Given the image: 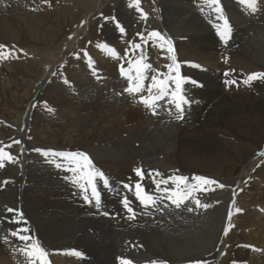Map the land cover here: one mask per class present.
I'll return each instance as SVG.
<instances>
[{
    "label": "bare ground",
    "instance_id": "6f19581e",
    "mask_svg": "<svg viewBox=\"0 0 264 264\" xmlns=\"http://www.w3.org/2000/svg\"><path fill=\"white\" fill-rule=\"evenodd\" d=\"M98 1L100 12H96ZM257 1L258 11H255L254 16L258 15V20L245 16L237 7L225 8L231 17L232 25L230 39L227 42L230 44L227 47V43L221 41L217 31L213 30L215 27L211 28L213 23L208 26L204 22L205 16L206 19L211 20L213 14L209 11L205 14L202 10L204 14L200 15L202 3L197 7L191 0H140L143 12L147 13V18L142 19V24L144 21L147 23L143 33L146 35L156 28L162 33L169 15L177 16L178 23L184 26L172 43L177 60L182 64V75L190 80L195 73L200 74L205 82L212 83L207 87L208 89H195L196 84L188 88L187 96L190 97L191 102L185 106L183 119L177 120L173 118L175 112L170 114L166 108L167 115L153 117L146 113L147 108L142 103L134 106V103L129 102L128 94L123 91L127 83L124 84L117 77L116 68L123 59H126L125 63H127L129 58H137V55L131 56V50L130 56L125 57V49H129L128 41H139L133 38V35L128 39L125 34L118 32L113 21L104 18L113 14L115 5L125 7L129 4V0H47V3L42 0H0V44L2 45L14 43L21 46L26 43L29 49L35 48L38 51L48 46L52 48L55 39L50 36L56 33L54 37H57L62 23L67 27L72 26L76 21L82 24L89 16L87 23H90V28L81 39H85L90 34L97 47L107 45L118 53V57L113 58L106 48L98 47L99 58L98 62L94 60L95 69L90 73L92 77H85L88 83L86 79L81 83L79 79L81 77L72 73V77H78L75 83L82 86L77 87L81 90L76 89L73 90L74 92L59 89L53 83L54 78L50 76H47L38 88L21 87L22 83L28 80L27 77H15L6 81V85H2L0 89L2 90L0 110H3L2 104H8L9 99L12 100L13 105L21 104L22 109L15 119L14 124L17 125V129L13 126L11 131L5 126H0V141L9 143L20 139L21 144L35 149L48 148L47 146H57L62 149V146L73 145H79L81 148L91 143L89 146L98 157L99 154L104 155L101 161L104 168L118 176L122 173H130L129 168L136 167H130V164H139V161L145 174L150 170H158L165 177L174 173L189 178L193 175L203 176L200 173L204 172H214L223 176L229 173L235 176L238 174L237 177L228 179L223 189L216 188L207 193H197L202 203H218L212 209L208 207L207 214L191 203L180 208L169 203L163 208L166 212L152 220L147 218L145 221L134 223L122 219L115 226L113 222L117 219L110 220L103 217L99 210L98 212L85 207L79 198H71L66 189H62L63 191L52 189L46 192L34 187L33 192L40 193L35 196L37 201L46 206L59 207L70 214L69 217L57 214V217H49V219L32 213L33 219L38 217L35 218L37 231L39 233L44 231L49 237L48 241L45 238L41 241H45L42 244L51 246L45 248L49 253L50 264H117L118 257L128 258L133 264H150L151 261H165L166 264H192L194 261H203L206 264H213L210 259L212 249L218 244L223 245L226 237L231 239L233 248H239L234 244L235 242L242 241L247 244H239L242 248L246 246V253H243L247 259L246 264H264V155L261 159L257 158L264 142V79H256L250 85L242 83L248 74L264 72V20H262L264 17L261 16L264 0ZM48 15L51 17H47ZM55 21L57 23L54 24ZM46 36H49L50 40ZM62 43V40L57 43V50H60ZM16 53L15 59L18 63L36 75L42 65V58L38 57L35 60L29 58L24 63L20 53ZM147 56V62L154 69L166 71L163 66L170 61L162 57L158 48L152 51L147 48ZM225 70H234L228 79L238 81L237 84L231 85L229 90L221 88L226 86L224 83L226 78L223 75ZM152 74L150 70L149 78ZM23 75L25 74L21 76ZM107 80L110 85H106ZM42 87V91H38ZM108 88L111 90L109 91ZM119 92L122 93L121 97H118ZM19 96H23L26 100H20ZM41 97H45L53 104V107L49 108L52 111L36 113L34 106ZM27 100L30 106L25 127L20 135L18 128ZM31 110H34L32 115ZM12 116L13 114L10 115ZM0 118L7 120L1 115ZM13 147L18 162L6 164L8 169L4 170L5 174L9 172V176L13 173L19 175L16 184L27 186L28 184L23 182L24 175L20 176L25 170L21 164L22 159L19 158L20 148L17 145ZM112 153L117 154L111 155ZM117 156L122 158L119 159ZM248 166L253 172L249 179H245L242 173ZM29 170L32 172L31 167ZM211 179L221 183L215 177ZM1 182L2 179H0V187ZM237 182H243L246 198L251 204L256 205L258 212L254 211L255 219L251 222L250 214L253 213V209L247 206L244 211L241 210L237 218L243 216L247 218L248 221L243 224L247 229L244 230L243 226L240 229L239 224L233 226L225 236L223 229L227 222L229 206L232 204L231 197L235 192L234 184ZM44 185L46 184L43 182L40 186L44 188ZM49 185L53 186V184ZM151 187L154 189L153 186ZM119 189L121 192L122 187ZM7 199H0V221L4 220L3 216L6 214L4 207L11 204L9 200L6 203ZM109 204H112V200H104L103 206L106 211ZM188 207L194 210L188 211ZM41 214L46 216L45 213L41 212ZM84 225L99 229L101 234L100 238L95 237L98 241L94 240L100 244L98 249L92 250L94 254L88 256L87 260L82 256L67 254L68 250L72 251L75 248L71 241L82 240L83 242H75V244H82L83 247L87 242H91V238L86 236L88 234L74 238V234L80 232ZM3 236L0 234V237ZM15 244H19L18 248L23 247L22 242L14 237L9 236L7 242L0 238V264L26 262L25 257L17 251L18 248H13ZM68 245L73 247L66 250L65 246ZM108 257L115 259V262L108 260ZM223 259L220 264H226V260Z\"/></svg>",
    "mask_w": 264,
    "mask_h": 264
},
{
    "label": "rangeland",
    "instance_id": "374dc122",
    "mask_svg": "<svg viewBox=\"0 0 264 264\" xmlns=\"http://www.w3.org/2000/svg\"><path fill=\"white\" fill-rule=\"evenodd\" d=\"M192 1L193 0H191V2ZM193 2H192L193 5H195L197 7H199V5H198L199 3H202V5H203L202 8L201 9L197 8V9H200V15H203L204 13L208 14V13H206L208 11L211 14H213L212 15L213 18L211 20L210 19H206V16H205L204 17L205 21L203 20V18H201L199 16L204 22L207 23L208 26H211V23H213V25H212L213 27H211V28H214L215 27L214 25H220V23L221 24L223 23V21L219 19V13L215 12L213 10V8H210V7L206 6L204 4L203 0H194ZM257 3H258V1H257ZM219 6L222 9L224 17L227 18L230 26H232L231 25V17L228 14V11H227V9H229V8H234L235 9L237 7L240 12H244L245 16L250 17L251 19L252 18H254L256 20L259 19L258 15L254 16V13H256V12H250L247 9L246 6H244V5H242L240 3V0H219ZM257 6H258V4H257ZM115 8L116 9L113 11V14H111V15H109L107 17L111 21H113V23H115L114 24L115 27H116V21H118L119 24L122 25L125 28V32L126 33H124V34H125V36L128 39H130V37L133 35V38H135V39H137L139 41V39H138L136 34L140 33V32L143 33V30L147 27V23L144 21V24H142L143 20L139 17V14L134 10V8H128V4L125 7H118L117 5H115ZM225 8H227V9H225ZM261 8L263 9V14L261 16L264 17V8L263 7H261ZM202 9L205 11L204 13H202ZM257 9H258V7H257ZM100 11H101V7L99 6V1H98L97 5H96V12H100ZM50 15H48L47 17H51ZM113 17L115 18V20L111 19ZM178 19L179 18L177 16H173L172 17V15H169V17L167 18L165 29L162 32V34H164L167 38H170L172 40V42H173L174 37L179 36L178 33H179L180 29L184 26L183 24L178 23ZM213 20H214V22H213ZM262 20H264V18H262ZM87 21H89V16L86 17V22H83L82 24L79 21H76L75 24H73L70 27L69 26L67 27V26L64 25V23H62L61 27H59V29H58L57 37L56 38L54 37V35L56 33L53 34L52 36H50V37L55 39L54 45L51 46L52 48H50V46H48L46 49H43L41 51H38L35 48H33V50L29 49V47L27 46L26 43H23L21 46L18 45V44H14V43H6V45L8 46L9 49H12L13 46H15V52H19L20 53V58H21V60H24L23 61L24 63H26L29 60V58H34V60H35L38 57H40V58H42V61H41L42 65H41L40 70L38 71V73L35 75L33 71H28L22 65H20L15 58H9V59H6V60H0V89H1L2 85H6V81L13 80L15 77H23V78L27 77L28 78L26 83H22L21 87H26V88L28 87L29 88L30 86H35L36 88H38L41 85V82L47 76H50V78H54L53 83H55L56 86L59 89H64V90H67V91H71L72 90L71 92H74L73 90H76V89L77 90H81V89H78V88L82 87V86L81 85L78 86L75 83V80L78 77H72V73H75V74H77L78 76L81 77V78H79V79H81V83L84 81V79H86V81L88 83V79L87 78H88V76L92 77V75H90V73H91L92 69H95L94 68V65H95L94 60H96V62H98V58H99V49H98L97 45L94 44V41L92 40V36H90V34L88 33L89 35L85 39H81V36L85 35L88 32V28H90V23H87ZM55 23H57V21H55L54 24ZM155 30L158 31L159 29L156 28ZM213 30H216V27ZM118 32H119V29H118ZM48 37L46 36V38L50 40V38H48ZM61 40H62L63 43L61 44L60 50H57L56 45ZM134 42H137V41H134ZM229 44L230 43H227V47L229 46ZM128 45H129V43H128ZM21 49L23 50V52H20ZM148 49L150 51H152V50L157 49V47H153L150 44L148 46ZM85 52L87 53V56H85V54H84ZM160 54H161V52H160ZM136 55H137V58H138L139 57V53H136ZM125 60L126 59H123V63H124V66L127 68L128 65H127V63H125ZM90 65H91V67H90ZM116 69H117L116 70V74H118L117 75L118 79L122 80L123 83L126 84L127 83L126 79L122 78L121 75H120L119 65H118V68H116ZM164 72H167V69ZM53 73H55V75ZM22 74H25V75L21 76ZM85 77H87V78H85ZM194 77H196V78H194ZM201 77L202 76L200 74H196L195 73L193 75L192 79L190 78V80H194L195 79L194 80V81H196L195 89H197V88L208 89L207 87H210L212 83L211 82H209V83L205 82L203 80V78H201ZM217 79H219V77ZM110 84L111 83H108V80H107L106 85H110ZM192 86H193V84L189 83V84L186 85V89L188 90V88L190 89V87H192ZM229 87H231V86H221L222 89H227V90L230 89ZM42 89H43V87L40 88L38 91H42ZM108 90L110 91L111 89L108 88ZM0 91H2V90H0ZM117 94H118V97L122 96V93L120 94V92L117 93ZM141 94L146 95L145 93H141ZM19 95H21V92L19 93ZM139 95L140 94H137L136 97H133L132 95L128 94L127 96L129 97V102L134 103V106L140 105L141 103L138 100V96ZM16 98H18V96H16ZM19 99L23 100L24 97L23 96H19ZM25 100L26 99H24V101ZM11 101L12 100L9 99L8 100V104H6V105L2 104V106H4V107H1V109H3V110H0V115L3 116L4 118H6L8 121L7 120H3L2 118H0V126H3V127L5 126L8 129H11V131H12L13 130V126H14L15 129H17V125H15L14 123H15V119H16L17 115L19 114V111L22 109V106H21V104H14V105H16V106H14ZM17 102H20V101H17ZM29 106H30V103L27 100L26 103H25L24 111L22 113L20 126L18 128V132H19L20 135L22 134V131H23L24 127H25V123H26L25 120H26V116H27V113H28V110H29ZM51 107H53V104L48 99H46L45 97H41V99H39L35 103L34 109H35L36 113L42 114V112H44L45 110L49 111L48 109L51 108ZM163 108L164 107H162V108L157 110V111H159L158 112L159 116H158V114H156L157 116L154 115L148 109H147L146 113L147 114L149 113L150 116H153V117H160L161 115L162 116L167 115V114H165V113H167V110L165 111V108L164 109ZM33 113H34V110H31L30 114L32 115ZM11 114H13L12 117H10ZM30 121H31V117H30ZM28 130H27V133H28ZM29 138H30V136H29ZM17 140H20V139H17ZM12 141H14V140H12ZM12 141H10L9 143H5V144H10V143H12ZM14 145H17L20 148L21 152L19 153V158L22 159L21 164L23 165V167L25 169L23 171L25 174L21 172L20 176L24 175L23 182L25 184H28V185L27 186H23V185L19 186L18 184H16L17 177L19 175H16L15 173H13V175L9 176V172L6 175L5 171L8 168L5 166L3 168H0V176L2 177L0 179H2V181H3V182H1L0 196H3L2 198H5V199H7L6 197L9 198V199H7L6 203L9 200V203H11V204H10V206H8L5 203V205L7 207L16 208V209H19L20 211H22V213L24 215V218L27 221V226L29 227L31 232L33 230L32 234L35 233L34 236L37 239H39L41 244L43 242H45V241H43V242L41 241V240H43V238H45L48 241L49 237L44 233V231H42L43 233H39L37 231L36 225H35V222H36L35 218H38V217H35L33 219L32 215L36 214L37 216H39V215L43 216L42 218H44V217H48L49 218V217H57V214L61 215V216L63 215L64 217L65 216L69 217L70 214L67 213L66 210H64V209L62 210L59 207H50V206H46L44 204H41L39 201H37V197H35V196H37L40 193L37 192V194H36L35 192H33L34 190H32V188H34V187H39L42 191H46V190L49 191V190H52V189H58L60 191H63V190L66 189L65 191H68L67 193L70 195L71 198H76V197H77V199L79 198V200L81 202L83 201L82 204L85 207L92 208V209H94L96 211L99 210L103 217L108 218L110 220L111 219H115V220L117 219L116 221L113 222L114 226L116 224H118L122 219L125 220L126 222H131L132 221L134 223H136L137 221H138V223L141 222V221H145V219H147V218H148L147 220H152V218H156L157 216L162 215L163 212L165 213L166 211L165 210L163 211V208H166L164 205H169L168 201H164L163 204L158 205V207L160 209H162V211L149 208L146 211V213H145V210L135 200L134 195L132 193L127 192L120 185L121 181L130 182V183H133V184L136 182L138 177L134 176L135 175V173L133 171L134 168H129V170H131V172L133 171L132 174H131L130 171H129L130 173H122L119 176L116 175L115 173H112V172L110 173L108 170H106V167L104 168V166L102 165L101 161L104 159V157H103L104 155L99 154V157H98V154H96L90 148L89 145H91V143H89L87 146L85 145L84 146L85 148L84 147L79 148L80 147L79 145H73V146H70V147L62 146L63 147V148L61 147L62 149H60L57 146L56 147L47 146L48 148H45V147L36 148V149H45V150L50 149V150H55V151L58 150V151H65V152H68V150L69 151H73V152H83V151H85L83 153H86V150H87L86 154L91 159L92 164L94 166L96 165L95 168L98 169V170L100 169V171L103 172L104 175L109 178L110 183L112 184V188H113V191H109V190L103 188L102 182H100L99 186H100V191H101V194H102L101 195V207H100V209H97L94 202L93 203H86L83 198H80L82 196L80 188L78 187V185L73 183V180L75 179V177H74L73 173L71 172V170L69 169L68 162L66 160L65 161H61L59 158L53 157L51 155L46 158L40 152L34 151L35 148H29V146H25L24 144H14ZM56 145H58V144H56ZM8 150L10 152H12L13 154L15 152L14 147H12V148H10ZM32 151H34V152H32ZM89 153H90V155H89ZM116 154L117 153H115V154L112 153L111 155H116ZM111 155H109V156H111ZM263 155H264V142L262 143L261 151L257 155V158L260 157V159H261L263 157ZM96 158H97V160H96ZM121 158L122 157H120L119 159H121ZM34 161H36V162H34ZM253 161L255 162V159ZM253 161L251 162L252 164H253ZM139 162H140L139 164L136 163L135 165L134 164L133 165L130 164V167H132V166L138 167L139 166L140 168H143L142 165H141V161H139ZM57 163H62L63 166L62 167H57L56 166ZM95 163H97V164L99 163V164L97 165ZM6 164H8V163H6ZM27 167H28V169H27ZM30 167L32 169V172L29 170ZM36 169H38V170H36ZM252 172H253V169H251L248 166V167H246L244 169L242 174H243V176H245V179H249L248 177L250 176V174ZM42 173H44V174H42ZM145 173L146 172L144 171V174ZM113 174H115V175H113ZM200 174L203 175L204 177H208V178L215 177V178H217V179H219L221 181V184L226 183V181L228 179L232 178V177L235 178V177L238 176V174H236V176H235V175H233L231 173L227 174V176L226 175L223 176V175H219V174L214 173V172H204V173H200ZM122 175H124V176H122ZM146 175L147 174H145L146 179H144L143 185H144V187L146 186L145 188L147 190L152 191L153 189H152L151 186L154 187V185H153L152 181H150L151 178H149L148 175L147 176ZM35 176H36L37 179H35ZM128 176H129V178H128ZM123 177H124V179H123ZM64 179H67V180H64ZM5 181H7V183H5ZM239 181H241V180H239ZM11 182H13V183H11ZM43 182L47 185V186L44 185V188H43V186H40L41 183L43 184ZM55 183L57 185H55ZM242 183L243 182H237V183L234 184V188L233 189L235 191L234 192L235 195L233 194V196L231 197V203L233 204V199H234L235 203L232 206L233 216H232V219H231V224L233 226H236V225L240 224L239 228L241 229V227L243 226V229L246 230L247 227H245L243 224L248 221L247 218H245L243 216L244 213L241 215L243 217H238L237 218V215L240 214L241 212H236L235 209L239 208V209L244 211V208H246L247 206L251 207L253 209V213L250 214V215H252L251 222L255 219V212L254 211H256V212H258V211H257L256 205L251 204V201H249L246 198L247 195L244 193V188H243L244 185H242ZM38 184H40V185H38ZM49 184H53V186L50 187ZM118 186L120 188L122 187L121 192H120V189H119ZM9 191H12V192H9ZM123 191H124V193H123ZM76 193H78V194L76 195ZM79 193H80V195H79ZM89 194H90V190H89ZM155 194L159 195V193H155ZM125 195L126 196L128 195V198L133 201L132 206L136 210V213H137L134 219H129L128 218L129 217V213H127V211L124 210V208L122 207V204L120 203V200L122 198L121 196H125ZM31 196H32V198H31ZM102 197H103V199H102ZM2 198H0V199H2ZM10 198H11V200H10ZM16 198H18V199H16ZM104 200H112V204H109V206H107V211L104 209L105 206H103ZM22 203H23V205H22ZM206 204H209L210 205V209H212L213 207L217 206L218 203H206ZM199 209L201 211H204L205 214H207L209 208L207 207V208H199ZM41 212L45 213L46 216L42 215ZM105 212H107L108 215H105L104 214ZM159 212H160V214H159ZM5 215H9V214L6 213ZM118 215H119V217H118ZM138 215H140V216H138ZM145 215L146 216L148 215V216L146 217ZM10 216H11V214L9 215V217ZM11 225H12V227H11ZM225 225H226V223H225ZM2 226H3V228H2ZM16 227H17V225H14L12 223L6 222L5 220L0 221V234L1 235H5V234L8 233L9 229H11V228L15 229ZM1 228L3 229V231H1ZM34 228H35V230H34ZM95 229H96L95 227H91V226L87 227V226L84 225L80 232H77L76 234H74V238L76 236L77 237L78 236L81 237L82 235L88 234L86 236H89V238H91V242H87L84 247L82 246V244H80V245H76L75 244V242H78V243L83 242L82 240H79V241H74L73 240V241H71V243H73V245L75 247L73 250L79 251L81 253L82 258L84 260H87L88 256H91V254H94V253H92V250H94L95 248L98 249L97 247L100 245L99 242H95L94 241V240L98 241V239H96L95 237H98V238L101 237L100 230L99 229L95 230ZM66 240H68V239L66 238ZM224 241L225 242L223 243V245L218 244L217 246H215L212 249V253H211V257H210L212 263L213 264H217V263L220 264L221 259L224 258L226 260V264H246L247 259H245V257L243 256V253H246V246L244 248H242L241 245H239V244H242V245H247V244L243 243L242 241L235 242L234 244H237V246L239 248H236V247L233 248L231 246V239L229 237H226L224 239ZM19 244H15L13 246V248L14 249L16 247L18 248ZM42 246H44V248L47 249V247H49L50 245L49 244H42ZM89 246L92 247V249ZM72 247L73 246L68 245V246H65V249L68 250L69 248H72ZM67 252L69 253V252H71V250H68ZM221 253H223V255ZM108 258H109L108 260L112 261L113 263L115 262V259H113L114 260L113 261L112 259H110V257H108ZM24 261H26V260L24 259ZM24 264H26V262H24Z\"/></svg>",
    "mask_w": 264,
    "mask_h": 264
},
{
    "label": "snow or ice",
    "instance_id": "6c2138e0",
    "mask_svg": "<svg viewBox=\"0 0 264 264\" xmlns=\"http://www.w3.org/2000/svg\"><path fill=\"white\" fill-rule=\"evenodd\" d=\"M42 2L47 3V0H42ZM204 4L217 13H219V19L223 21L220 25H214L217 30V34L221 41L225 44L230 39L231 27L226 17H224L222 9L219 6V0H203ZM240 3L247 7L250 12L257 11V0H240ZM128 6L134 8V10L139 13L141 19L147 18V13L143 12L141 8L140 0H129ZM203 10V9H202ZM105 20L109 18L105 17ZM115 20V18H111ZM116 27L119 29L121 34L125 33V28L116 21ZM139 42L128 41L129 49H125V57L135 56L139 53V57L127 60V68L122 62L119 65L120 75L122 78L126 79L127 87L123 89L125 93L136 97L147 109H149L154 115L158 114V109L162 106L169 110V113L175 112L174 118L181 120L184 117L185 106L191 102L190 97L187 96L186 85L192 83L196 84V81L189 80L184 77L181 73L182 64L177 60L175 51L173 48V43L170 38H167L164 34L157 30H152L146 35L142 32L136 34ZM151 44L153 47H157L162 54L163 58L168 59L170 62L164 65L167 72H162L159 69H154L153 66L148 63L147 48ZM98 47L106 48L108 54L113 58L118 57L117 51L108 47L107 45H98ZM20 52H23L21 49ZM165 53L167 55H165ZM87 56V53H84ZM9 58H17V53L15 52V46L9 49L7 45L0 44V60H6ZM225 63H227V58H225ZM194 67H200L199 65H192ZM91 67V65H90ZM152 71V75L149 78V71ZM234 70H225L223 75L225 76V85L231 86L237 84L236 79H228L232 75ZM55 75V73H53ZM256 79H264V72H254L247 75L243 79L242 83L244 85H250L252 81ZM146 93V95L141 94ZM46 103V102H45ZM52 111V109H48ZM14 144H21L20 140H14L10 144H5L0 141V168L6 166V163H17L18 157H16L8 149L12 148ZM34 151L40 152L46 158L50 155L59 158L61 161H67L68 167L73 173L75 179L73 183L78 185L81 189L82 198L86 203H95L97 209L101 207V191L100 182H102L103 188L113 191L112 184L108 177L104 175L103 172L96 169L92 164L91 159L86 153L83 152H65V151H55V150H45V149H34ZM57 167H62V163H57ZM136 177L138 179L136 182H124L121 181L120 185L127 192L132 193L135 200L139 205L145 210V212L151 208L155 210H161L158 205L163 204L164 201H168L171 205L180 208L182 205L187 206L191 203L195 205L196 208H207L210 207L209 204L202 203L201 199L198 197L197 193L208 191H214L216 188L223 189L226 186L219 183L211 178L193 175L191 178L172 174L167 177L158 170H150L148 172V177L151 178L154 185L152 191L147 190L143 181L146 178L144 170L140 167L133 169ZM7 183V181H5ZM212 186H215L214 188ZM90 190V194H89ZM155 193H159L156 195ZM235 195V193H234ZM124 210L129 213V219H134L136 216V210L133 208V201L128 198V196H123L120 200ZM235 201L233 199V204L229 206L227 212V222L223 229L225 236L228 235L229 231L233 227L231 224V219L233 216L232 206ZM167 207V205H164ZM192 207H188V211H193ZM236 212H240L241 209L236 208ZM4 212L11 214V216L4 215L3 219L6 222L17 225L15 229H9L8 233L2 238L7 242L8 237H14L21 241L23 247H19L17 251L25 257L26 264H50L48 260V251L42 246L41 242L31 233V230L27 226V221L24 218L22 211L16 208L5 206ZM108 215L107 212L104 213ZM69 255L81 256V253L77 250H72L67 253ZM223 255V253H221ZM118 264H133V262L124 257H118ZM150 264H166L165 261H151ZM192 264H206L203 261H194Z\"/></svg>",
    "mask_w": 264,
    "mask_h": 264
}]
</instances>
